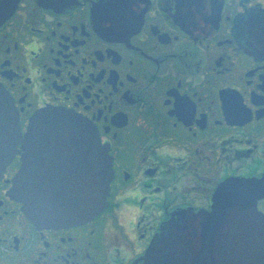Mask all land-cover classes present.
<instances>
[{"label": "flooded vegetation", "instance_id": "obj_1", "mask_svg": "<svg viewBox=\"0 0 264 264\" xmlns=\"http://www.w3.org/2000/svg\"><path fill=\"white\" fill-rule=\"evenodd\" d=\"M5 12L0 85L22 138L0 178V264H143L167 224L236 191L264 214V0H0ZM49 107L89 120L111 159L89 221L36 224L10 194Z\"/></svg>", "mask_w": 264, "mask_h": 264}, {"label": "water", "instance_id": "obj_2", "mask_svg": "<svg viewBox=\"0 0 264 264\" xmlns=\"http://www.w3.org/2000/svg\"><path fill=\"white\" fill-rule=\"evenodd\" d=\"M6 12L0 15V24ZM22 138L19 115L0 85V178ZM4 146V147H1ZM56 167L39 179L43 168ZM112 163L96 127L63 108L35 113L25 134L23 164L11 196L30 220L46 226L89 221L107 205ZM253 197L229 195L211 213H186L153 240L143 264H264V214Z\"/></svg>", "mask_w": 264, "mask_h": 264}]
</instances>
